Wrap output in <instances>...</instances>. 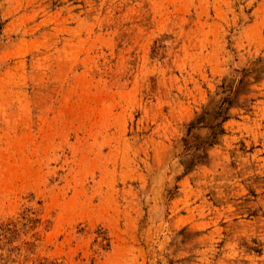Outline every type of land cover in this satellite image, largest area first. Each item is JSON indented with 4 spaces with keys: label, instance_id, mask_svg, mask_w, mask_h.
Segmentation results:
<instances>
[{
    "label": "rangeland",
    "instance_id": "rangeland-1",
    "mask_svg": "<svg viewBox=\"0 0 264 264\" xmlns=\"http://www.w3.org/2000/svg\"><path fill=\"white\" fill-rule=\"evenodd\" d=\"M0 264H264V0H0Z\"/></svg>",
    "mask_w": 264,
    "mask_h": 264
}]
</instances>
